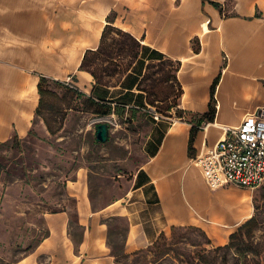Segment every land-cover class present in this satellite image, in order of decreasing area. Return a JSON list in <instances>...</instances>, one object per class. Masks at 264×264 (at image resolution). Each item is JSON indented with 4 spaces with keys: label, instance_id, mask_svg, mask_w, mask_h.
<instances>
[{
    "label": "crops",
    "instance_id": "obj_1",
    "mask_svg": "<svg viewBox=\"0 0 264 264\" xmlns=\"http://www.w3.org/2000/svg\"><path fill=\"white\" fill-rule=\"evenodd\" d=\"M117 28L138 39L139 54L120 77L97 82L83 58ZM164 59L177 64L180 93L170 120L151 128L144 161L102 205L79 166L64 181L73 208L63 200L45 211L48 232L15 264H125L118 255L151 245L173 225L201 227L213 243L230 240L254 214V188H212L194 159L224 126L249 112L264 116V0H0V145L43 120L42 76L69 80L99 101L145 108L152 105L140 82L149 63ZM120 219L125 226L113 230Z\"/></svg>",
    "mask_w": 264,
    "mask_h": 264
},
{
    "label": "rangeland",
    "instance_id": "obj_2",
    "mask_svg": "<svg viewBox=\"0 0 264 264\" xmlns=\"http://www.w3.org/2000/svg\"><path fill=\"white\" fill-rule=\"evenodd\" d=\"M106 35L107 54L95 56L92 65L114 69L104 72L103 79H116L132 63L140 47L116 29L108 30ZM176 66V62L166 59L154 62L147 70L141 86L153 109L116 105L111 113L99 115L89 95L79 94L76 87L51 78L43 83L45 101L39 111L43 120L28 136H13L0 145V264H15L48 232L45 211L61 208L63 200L73 208V200L64 195V181L73 177L79 166L88 169L94 205H102L121 192L123 180L130 179L132 171L145 159L143 146L151 128L173 116L171 110L180 92ZM157 114L159 119L155 118ZM104 121L108 122V135L100 140L96 124ZM251 194L257 218L252 229L256 243L264 240V183L252 189ZM125 224L124 219L117 220L112 229L118 231ZM117 231L112 238L118 248L121 237ZM171 234L169 230V239ZM189 234L205 240L196 231ZM204 244L208 248L221 245ZM178 245L183 250L196 246L184 237L163 245L169 252L162 257L153 248H146L128 257L120 255V259L125 264H176L179 261L173 249ZM236 246L228 251L212 250L208 256L215 255L217 264H223L224 259V264H235ZM250 255L260 258L258 253Z\"/></svg>",
    "mask_w": 264,
    "mask_h": 264
},
{
    "label": "trees",
    "instance_id": "obj_3",
    "mask_svg": "<svg viewBox=\"0 0 264 264\" xmlns=\"http://www.w3.org/2000/svg\"><path fill=\"white\" fill-rule=\"evenodd\" d=\"M116 30L118 32L128 36L130 39H132V41L137 46H139V47L141 46V43L138 41V39L136 37H134L132 34H130L129 32L123 31L122 29H119V28H117ZM106 33H104L103 38H102V42L97 49H88L86 51V54H85L83 61H82V64H81V66L83 68L91 71V73L94 75V78L96 79L97 82H104V81L108 82L109 80L103 79V74H104V72L110 73V71L114 70V69H109L106 66L105 67H103V66L99 67V66H93L92 65L96 61L95 56H97L100 53L107 54L106 51H104L105 39L107 36ZM138 54H139V51H135L134 59L138 56ZM164 60H166V59H164ZM161 61H163V60H161ZM153 63L154 62L149 63L148 69L150 68V66ZM129 66L130 65H128L127 68L124 69V71H126L129 68ZM176 69H177V66H176ZM146 73H145L144 77L142 78L140 85H141L142 81L144 80ZM47 79H48V77H46V76H42L40 79L39 92L41 94V104H40V108L38 109V113L41 109L42 104L45 101L44 95L46 93V89L44 88L43 83ZM60 83H63L67 87L72 86L75 88L74 85H70L69 83H67L65 81H61ZM141 88L145 90V88H143L142 86H141ZM76 91L79 94H85L84 92H82L81 90H79L77 88H76ZM179 93H178V95H179ZM89 100H91V102L95 105L94 112L99 114V115L111 113L113 111V109L116 108V105H118L117 103H112L111 101H109V102L108 101H99L92 96H89ZM258 222H259V220H258ZM255 224H257V218H256V215L253 214L250 218H248L246 221H244L242 224H240L235 231H233L231 233L230 242L218 245L214 248H208V247L204 246L205 245L204 242L209 244V243H211V239L208 237L206 232L201 227H198L195 225H173L171 228V231H172L171 239H169V236L167 235L166 232H162L159 235V237L157 238V240L155 242H153L151 245H149L145 248L136 250L132 253H123L120 255L128 257V256H130V254H134V253H137L139 251H143L146 248H148V249L153 248L156 251V254L158 256L162 257L166 253L169 252V250H167L168 248H166V247L163 248V245H166L169 243L173 244L175 242L182 240L184 237H186L189 240V242H191L193 245H196L195 249L183 250L180 245H178L177 247L174 246V249H173L174 253H175L174 257L176 256L178 258V261H179L176 264H217V257L215 255L208 256L209 255L208 252H210L212 250H214V251H219V250L228 251L234 245H237L236 251H235V253H236L235 256L237 257V261L235 264H263V261H264V240L258 239V242L254 243L255 236H254V233H252L253 232L252 229H253ZM191 231H196L197 235H202L205 239V240H203L204 242H202V240H198L197 236H193V235L189 234ZM257 253H258V256H260V258L258 260L256 258H254V256L250 255V254H257ZM182 254H183V256H182ZM120 255H118V260L121 261ZM250 260H253L254 262H249ZM225 261L226 260L224 259L222 261V263L224 264Z\"/></svg>",
    "mask_w": 264,
    "mask_h": 264
},
{
    "label": "built area",
    "instance_id": "obj_4",
    "mask_svg": "<svg viewBox=\"0 0 264 264\" xmlns=\"http://www.w3.org/2000/svg\"><path fill=\"white\" fill-rule=\"evenodd\" d=\"M70 85H74L66 80ZM150 108L153 109V106ZM159 119V115H155ZM207 183L217 188L227 183L257 188L264 183V116L247 113L240 124L226 125L211 147L195 157Z\"/></svg>",
    "mask_w": 264,
    "mask_h": 264
},
{
    "label": "water",
    "instance_id": "obj_5",
    "mask_svg": "<svg viewBox=\"0 0 264 264\" xmlns=\"http://www.w3.org/2000/svg\"><path fill=\"white\" fill-rule=\"evenodd\" d=\"M97 127V138L100 140H105L108 135V122H99L96 124Z\"/></svg>",
    "mask_w": 264,
    "mask_h": 264
}]
</instances>
